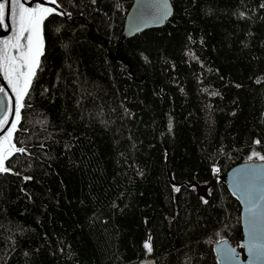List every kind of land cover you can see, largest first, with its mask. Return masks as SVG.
Segmentation results:
<instances>
[{
	"label": "trees",
	"instance_id": "16d2710c",
	"mask_svg": "<svg viewBox=\"0 0 264 264\" xmlns=\"http://www.w3.org/2000/svg\"><path fill=\"white\" fill-rule=\"evenodd\" d=\"M57 1L26 152L0 173V264H219L222 240L244 254L220 177L264 155V0H171L121 48L134 0Z\"/></svg>",
	"mask_w": 264,
	"mask_h": 264
},
{
	"label": "water",
	"instance_id": "95a60500",
	"mask_svg": "<svg viewBox=\"0 0 264 264\" xmlns=\"http://www.w3.org/2000/svg\"><path fill=\"white\" fill-rule=\"evenodd\" d=\"M0 2H2V0H0ZM40 4H43L49 8H55V14L61 12L66 13L58 1L57 4H53L50 3V0H25V6L29 8L36 7ZM173 12L174 7L171 0H134V3L126 17L119 48H121L127 39L144 32L145 30L164 26L171 18ZM49 16L45 18L41 26L43 50L45 41L44 23ZM61 16L65 18L68 17L67 14ZM14 35L15 21L10 16V10L6 9L3 25H0V48L4 47L3 42L5 40L11 41ZM10 52L13 56L18 54L17 49H10ZM41 58L42 55L39 57V65ZM38 68L39 66L35 69V76L31 80L27 94L23 97V105L32 88ZM0 87L4 88V92H0V109H9V111H0V118H2L4 115L8 116V121L4 125L3 130H0V138H3L5 135H7L11 124L15 122L16 109L15 92L13 91L3 71H0ZM22 111L23 107L20 110L21 119L20 121L16 122L17 128L13 133L12 138V144H14L16 148H20L15 143V137L20 130ZM17 153L19 152H16L15 149H13L12 155ZM220 179L227 185V187L237 197L241 204V223L244 234L241 248H243L244 254H241L239 249L235 247L229 240H222L214 247L218 258V263L264 264V160H253L240 163L231 168L226 174L222 175ZM250 208L254 209L256 213L255 216L249 212ZM253 226L256 233L255 236L250 234L253 231ZM250 248L252 249L251 252L249 251ZM232 252H234V255L230 254ZM141 264H156V260L153 258H147L142 260Z\"/></svg>",
	"mask_w": 264,
	"mask_h": 264
},
{
	"label": "snow or ice",
	"instance_id": "6c2138e0",
	"mask_svg": "<svg viewBox=\"0 0 264 264\" xmlns=\"http://www.w3.org/2000/svg\"><path fill=\"white\" fill-rule=\"evenodd\" d=\"M50 3L57 4V0H50ZM95 3V0H93ZM59 6V5H58ZM264 7V5H262ZM6 9L10 10V16L15 21V35L11 41L5 40L4 47L0 48V71H3L8 79L13 91L16 95L15 122L11 124L7 135L0 138V173L11 172V167L5 166L6 159L13 154V149L19 153H25L26 149L16 148L12 144L13 133L17 128V123L21 119V108L24 107L22 100L27 94L32 78L35 76V69L39 66V57L43 52V40L41 36L42 24L47 16L56 13L55 8L46 7L40 4L36 7L29 8L25 6V0H2L0 2V25H3ZM65 15L66 13H58ZM23 41V43H22ZM10 49H17L18 54L11 55ZM0 92H4V88L0 87ZM0 111H9V109H0ZM8 121V116L4 115L0 118V130H3L4 125ZM255 143L259 144L257 140ZM259 160H264V155L253 151L252 156ZM219 171V169H216ZM25 180H30L32 177L25 176ZM174 191L179 193L180 187L174 186ZM207 202V201H205ZM249 212L256 215L254 209H249ZM255 236V229L250 233ZM145 248L150 252V243H145ZM251 252L252 249L250 248ZM234 255V252L230 253Z\"/></svg>",
	"mask_w": 264,
	"mask_h": 264
}]
</instances>
